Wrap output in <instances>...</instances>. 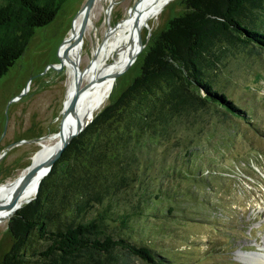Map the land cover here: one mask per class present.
Segmentation results:
<instances>
[{"label": "trees", "instance_id": "1", "mask_svg": "<svg viewBox=\"0 0 264 264\" xmlns=\"http://www.w3.org/2000/svg\"><path fill=\"white\" fill-rule=\"evenodd\" d=\"M63 1L0 0V76ZM181 2L183 11L153 37L139 73L93 114L36 196L10 216L12 243L1 264H179L143 238L162 231L156 215L169 218L173 210L163 208L173 194L150 173L155 152L184 147L189 159L192 134L212 119L245 117L225 89L227 70L234 59L264 51V0ZM165 156L159 172L177 173Z\"/></svg>", "mask_w": 264, "mask_h": 264}, {"label": "rangeland", "instance_id": "2", "mask_svg": "<svg viewBox=\"0 0 264 264\" xmlns=\"http://www.w3.org/2000/svg\"><path fill=\"white\" fill-rule=\"evenodd\" d=\"M85 1L64 0L51 21L35 27L22 55L0 76V185L18 179L42 142H53L69 82L59 49ZM135 1L95 0L83 34L82 70L90 65L98 42L106 40L109 27L119 29L136 13ZM183 8L181 0H169L150 16L140 30L142 50L114 78L100 108L115 101L139 73L153 37ZM118 55L117 51L108 61ZM227 72L225 89L247 115L225 123L212 119L197 133L189 132L194 142L189 159L181 156L184 147L165 153L157 148L150 171L173 194L163 205L173 210L169 218L156 215L155 228L162 231L143 238L171 251L179 264H259L258 259L264 260V51L256 49L234 59ZM83 83L88 81L84 78ZM164 154L166 165L173 164L177 173L170 168L159 172L158 159ZM8 220H0V264L12 243ZM132 264L142 263L134 259Z\"/></svg>", "mask_w": 264, "mask_h": 264}, {"label": "bare ground", "instance_id": "3", "mask_svg": "<svg viewBox=\"0 0 264 264\" xmlns=\"http://www.w3.org/2000/svg\"><path fill=\"white\" fill-rule=\"evenodd\" d=\"M167 1L169 0H149L147 3V0H140L135 7L136 13L119 29L115 26L109 27L104 35L106 40L102 38L98 42L97 46L94 48L90 65L83 70L79 66L82 59L81 51L83 41L81 47L77 45L79 25L83 12H80L76 16L69 37L65 39L60 46L61 49H59V56H61L60 59L62 58L63 64L66 65L69 77L66 99L72 94V91L77 84L80 86L84 84V78L88 81V84L82 89L80 95L76 99L74 108L65 118L61 135L65 136L78 124L86 123L92 117L94 112L103 105L113 86V74L119 71L139 46L138 36L140 35V30L143 25L147 24L150 16L157 13ZM145 3H147L146 6H144ZM108 10H110V8ZM90 15L91 12L89 14V22L91 21ZM132 39L133 44L131 43ZM117 51L119 55L110 63V61H108L109 57H114ZM54 135L55 136L51 139L53 142H42V148L37 151L33 160H41L50 156L54 152L59 144L58 135ZM40 174L41 171L39 169L32 171L22 195L23 202L36 193L37 180ZM18 186L19 179L12 183L7 182L6 185H0V197L4 195H7L8 197L11 196L17 190ZM6 211L7 209L0 211V217ZM258 260L259 264H264L262 258Z\"/></svg>", "mask_w": 264, "mask_h": 264}, {"label": "water", "instance_id": "4", "mask_svg": "<svg viewBox=\"0 0 264 264\" xmlns=\"http://www.w3.org/2000/svg\"><path fill=\"white\" fill-rule=\"evenodd\" d=\"M139 1L140 0H136L135 4L138 3ZM94 2L95 0H86L84 4L79 8L75 16L73 17V20H74L75 17L80 12H83V16H82V19L79 25V34H78V40H77V45L79 47H81V44L83 41L84 30L86 28V25L89 22L88 21L89 14L92 10V6ZM73 20H72V23H73ZM138 37H139L138 39L141 41L140 35ZM143 46H144V43L139 44V46L136 48L134 53L129 57L126 63L119 69L118 72L113 74L114 78L120 73H122L134 61L139 51L142 50ZM85 86H86V83L83 84V86H80L79 84H77L74 87L72 94H70L69 98L66 99L63 103L61 113H60V116H59V119L56 125L57 126L56 131L53 132V134H56L59 137V144L57 148L54 150V152L50 156L45 157L41 160L35 161L32 159V161L17 176L19 179V186L17 190L9 197L7 195L0 197V211L7 209V211L0 217V220H3L5 218H10V216H12L24 203L31 201L36 196V193L38 191V186L40 184L41 179L49 172V170L51 169V166L53 165L55 160L60 156L63 149L70 142V140L75 135H77L86 126V124L91 120L92 117L86 123L78 124L75 128H73L72 131L67 133V135L65 136L61 135V128H62L63 120L68 116L70 111L74 108L76 99L80 95L82 89ZM36 169H39L41 171V174L39 175L38 180H37L36 193L32 197L28 198L26 201L23 202L22 195L25 191L27 181L32 171ZM3 184L6 185L7 183H3Z\"/></svg>", "mask_w": 264, "mask_h": 264}]
</instances>
